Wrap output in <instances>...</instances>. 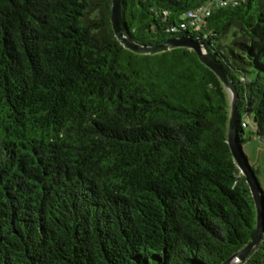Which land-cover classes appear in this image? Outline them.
<instances>
[{"label": "trees", "instance_id": "16d2710c", "mask_svg": "<svg viewBox=\"0 0 264 264\" xmlns=\"http://www.w3.org/2000/svg\"><path fill=\"white\" fill-rule=\"evenodd\" d=\"M206 2L121 11L140 44L199 40L237 88L240 144L241 111L264 143V0L179 29ZM110 6L0 0V264H221L255 234L227 92L193 50L125 49ZM239 264H264V233Z\"/></svg>", "mask_w": 264, "mask_h": 264}, {"label": "water", "instance_id": "95a60500", "mask_svg": "<svg viewBox=\"0 0 264 264\" xmlns=\"http://www.w3.org/2000/svg\"><path fill=\"white\" fill-rule=\"evenodd\" d=\"M122 0H111L110 23L114 36L125 48L138 54H157L175 48H186L193 50L198 59L207 66L220 80L228 95V123L227 143L231 155L239 172L244 176L248 185L255 207V234L253 238L240 250L233 253L221 264H239L243 262L251 250L260 242L264 233V192L256 178L253 169L249 166L247 159L238 140V91L225 68L216 58L209 53L204 45L189 35L172 36L158 44H140L131 37L122 17Z\"/></svg>", "mask_w": 264, "mask_h": 264}, {"label": "rangeland", "instance_id": "374dc122", "mask_svg": "<svg viewBox=\"0 0 264 264\" xmlns=\"http://www.w3.org/2000/svg\"><path fill=\"white\" fill-rule=\"evenodd\" d=\"M240 115L244 121L248 122V126L243 128L245 140L241 143V148L264 192V143L252 132L255 125L252 116L246 115L243 111Z\"/></svg>", "mask_w": 264, "mask_h": 264}, {"label": "built area", "instance_id": "2783aa9c", "mask_svg": "<svg viewBox=\"0 0 264 264\" xmlns=\"http://www.w3.org/2000/svg\"><path fill=\"white\" fill-rule=\"evenodd\" d=\"M240 0H207L206 3L196 6L188 10L185 15L183 21H181L178 25L179 29H190V30H198L204 24L206 18L210 15L211 7L213 6H227L228 4L236 5ZM177 27L173 26L169 29V31H175ZM241 126L247 127L248 122H241Z\"/></svg>", "mask_w": 264, "mask_h": 264}]
</instances>
